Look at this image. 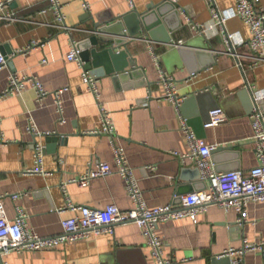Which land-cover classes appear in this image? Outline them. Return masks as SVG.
<instances>
[{
	"label": "crops",
	"instance_id": "1",
	"mask_svg": "<svg viewBox=\"0 0 264 264\" xmlns=\"http://www.w3.org/2000/svg\"><path fill=\"white\" fill-rule=\"evenodd\" d=\"M58 2L64 23L56 20L50 0H0V51L9 58L0 71V196L6 197L8 219L15 220L20 208L28 217L29 230L53 237L63 232L64 220L81 214L65 210L69 200L98 210L109 205L120 210L133 207L125 181L116 173L93 180L86 188L69 182L101 163L116 169L113 142L99 133V105L111 114L117 129L114 142L123 148L150 209L175 204L177 195L204 192L209 186L194 162L182 157L191 148L181 117L205 144L216 146L211 156L217 173L248 172L258 166L250 97L257 94L264 106V65L252 68L246 57L245 44L252 34L239 17L230 18L224 29L203 33L193 29L212 23V5L227 12L237 7V0ZM95 24L110 28L115 36L128 32L135 37L126 39V47L97 60L92 52L108 46L101 42L90 48L92 69L88 71L99 80L100 102L84 84L83 71L66 57L74 45L78 48L93 36ZM225 33L238 35L237 52L245 54L242 68L228 52ZM150 43L161 56L162 69L174 77L179 95L186 98L180 112L164 100ZM13 76L39 81L48 95L40 101L28 82L22 94L5 97ZM60 90L64 91L60 96L63 124L56 106ZM216 110L224 111L225 121L206 128ZM32 124L40 135L30 132ZM38 146L43 148L44 172L31 173L37 166ZM15 195H19L16 201L11 197ZM247 207L243 217L234 209L212 204L196 223L179 219L159 225L166 253L174 264H223L220 256L227 249L241 248L244 240L261 243L264 202ZM3 259L8 264H155L135 224L116 226L114 235L91 236L53 250L13 251ZM243 264H264V258L247 253Z\"/></svg>",
	"mask_w": 264,
	"mask_h": 264
},
{
	"label": "built area",
	"instance_id": "2",
	"mask_svg": "<svg viewBox=\"0 0 264 264\" xmlns=\"http://www.w3.org/2000/svg\"><path fill=\"white\" fill-rule=\"evenodd\" d=\"M54 6L56 20L64 23L63 8L58 0H50ZM131 5L133 3L130 1ZM85 8L89 9V4L84 3ZM3 4H0V10ZM184 16L186 11L181 12ZM233 17H239L249 28L252 34L251 40L246 43L248 57L251 61V67L264 65V10L261 8V0H237V7L232 11L221 12L215 5H212V23L210 25H194L193 29L201 33L204 31L220 28L224 29L225 23ZM10 20V19H8ZM64 30L70 29L64 25ZM229 46V53L232 54L238 62V66L242 68L241 59L245 54L237 52V36L233 34H224ZM2 45L0 37V48ZM149 54L152 61L159 71L160 83L165 91L164 100L172 103L180 112L183 102L186 98L179 95L175 79L168 75L161 67V56L157 54L152 43L148 45ZM81 51L75 47L66 55L67 59L76 63L83 71V82L88 91H90L98 102L101 100V90H99L98 78L85 69V62L82 58ZM8 61L0 51V71H2ZM195 75V74H193ZM28 82H32L39 95V100H43L48 93L43 89L41 83L35 79L25 80L13 76L9 88L4 91V96L20 95L26 89ZM64 91L60 90L56 93V106L60 115L59 123L63 124V109L60 96ZM252 111L250 121L252 122L253 140L255 142V154L257 155L258 166L244 171H229L217 173L212 163V153L216 150V146H210L198 137L195 131L190 127L189 122L181 117L182 131L190 145L191 152L189 155L182 156L191 159L197 168L202 180L209 183L204 192L190 193L189 195H177L175 198L177 203L150 209L146 205L144 193L139 186V180L134 175L128 159L125 156L123 148L118 147L114 139L117 135L116 126L113 123L110 112L100 106L102 129L101 135L109 136L114 146V156L116 159V169L109 163L98 164L97 167H90L87 172L69 182L76 183L82 188H86L93 180L107 177L113 174L122 176L126 191L129 195L133 207L129 210H120L115 205H109L103 210L90 207L77 206L69 200L65 210L78 211L79 216L69 218L62 222L63 232L53 237H42L34 231L27 228V215L17 208V217L10 220L5 214V198L0 196V264H8L3 257L9 255L13 251H44L57 249L66 243L87 240L91 236H103L105 234L114 235L115 227L122 224H135L141 229L146 239V244L150 249L151 258L155 264H174L172 259L166 253V244L160 236L158 230L159 225L179 219H190L193 222L198 221V216L207 211L209 205H219L224 210L230 211L234 209L238 214L246 217L249 203L264 202V106L260 103L257 94L251 97ZM226 117L223 110H216L210 113V120L205 124L206 128L218 127L223 124ZM30 132L40 135L36 127L32 124ZM176 156H179L175 153ZM43 148L37 147L35 160L37 166L31 173H43ZM68 182V183H69ZM67 185V184H66ZM15 201L19 195L11 196ZM247 253L262 254L264 258V241L261 243H253L248 240L243 241L241 248H229L220 258L229 257L232 264H243L244 257Z\"/></svg>",
	"mask_w": 264,
	"mask_h": 264
},
{
	"label": "water",
	"instance_id": "3",
	"mask_svg": "<svg viewBox=\"0 0 264 264\" xmlns=\"http://www.w3.org/2000/svg\"><path fill=\"white\" fill-rule=\"evenodd\" d=\"M120 24H123V23L120 22ZM109 30H110V28L105 27L104 25L101 26L100 24L99 25L95 24L94 31H91L93 36L90 37L89 40H87V42H82V44H80L78 46V49L81 51V55L80 56H82V58H83V60L85 62V69H87V70H91L92 69L91 68L92 67L91 66V56H92V54L97 60L100 55H105V54H108V53H115L117 48H121L123 46L126 47L127 46V40H129L130 38L133 40L135 38L134 35L131 36L128 32H123V34H118V35L116 34V36H115L112 33H110ZM101 42L105 46H108V47H105V49H103L104 51L97 52L95 50V51L92 52V54L90 56V48L99 47V44ZM121 55L125 56V53H123ZM5 58L7 59V61H9L8 57L5 56ZM97 74H99V73H97ZM196 100H198L197 97H196ZM250 100H251V97H250ZM209 120H210V116H209V118H208V120L206 122H209ZM220 260H222L223 264H231L232 263V260H230L229 257L220 258Z\"/></svg>",
	"mask_w": 264,
	"mask_h": 264
}]
</instances>
